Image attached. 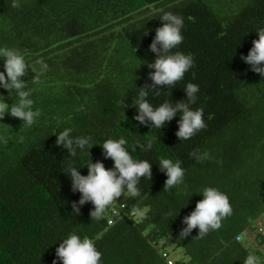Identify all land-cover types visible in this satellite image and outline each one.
<instances>
[{
    "label": "trees",
    "instance_id": "16d2710c",
    "mask_svg": "<svg viewBox=\"0 0 264 264\" xmlns=\"http://www.w3.org/2000/svg\"><path fill=\"white\" fill-rule=\"evenodd\" d=\"M165 11L184 19V39L173 51L194 59L168 88L153 85L147 66L156 58L150 45ZM259 27L264 0H16L15 7L0 0V46L19 49L37 69V60L48 65L40 83L31 84L30 69L24 78L34 87L39 119L30 127L8 115L0 120V264H53L56 247L74 231L94 238L103 264H243L249 253L264 264L257 223L264 216V78L240 59ZM189 82L199 85L191 107L204 109L207 125L191 139L176 136L178 116L162 129L134 119L140 89L158 106L186 99ZM0 93L10 106L17 100ZM64 127L93 138L90 156L71 158L56 144ZM120 136L134 158L149 160L151 179L140 180L143 199L122 195L92 220L93 205L78 204L66 168L90 158L113 167L100 146ZM148 140L150 150L136 147ZM196 150L209 159L197 162ZM161 157L181 161L183 185L166 190ZM79 170L87 175L86 167ZM206 186L228 195L231 215L217 230L180 237ZM137 205L147 208L144 217L133 213Z\"/></svg>",
    "mask_w": 264,
    "mask_h": 264
},
{
    "label": "clouds",
    "instance_id": "9594fccd",
    "mask_svg": "<svg viewBox=\"0 0 264 264\" xmlns=\"http://www.w3.org/2000/svg\"><path fill=\"white\" fill-rule=\"evenodd\" d=\"M16 0H13V7ZM161 26L155 29V37L150 45V50L156 53L154 62L147 64L154 71L149 73V78L155 86H169L181 81L185 73L194 66L193 56L178 49L184 36L182 28L184 19L179 14L165 11L159 17ZM258 39L252 41V47L247 55H240V59L250 65V70L264 78V27L255 30ZM147 35V33L145 34ZM0 60H3V71H0V88L7 90L17 97L11 106L6 102L5 96L0 93V120L5 115L18 118L24 122L23 126H32L41 116L39 108H34V87L24 78L29 69L35 73L31 84L40 83L41 77L47 72L48 65L42 60L35 63L37 69L29 63L23 52L16 48L0 46ZM183 91L186 99L173 103L164 100L158 106L148 99L149 92L140 89L138 97L134 98L133 107L137 109L134 119L141 124L151 122V129H162L175 117H179L178 131L176 136L183 140L191 139L197 132L206 128L203 108H192L197 101L199 85L187 83ZM157 91L154 95H160ZM124 115V113H123ZM125 117V116H124ZM72 127H64L57 134L56 144L68 149L71 158H79L82 153L88 152L93 147L94 141L90 135H74ZM127 139L119 138L105 139L100 146L105 159L113 161V167L106 168L102 161L92 162L91 158L83 167H77L76 163L70 162L66 168L72 184V190L79 192L81 197L78 204L91 203L93 210L90 216L99 220L112 209L115 202L122 195L132 198L143 199L139 183L141 178L151 179V163L147 159L134 158L127 148ZM136 147L141 151L152 148V140L144 144L137 142ZM191 156L197 161L209 159L207 151L196 150ZM160 170L167 176L165 182L166 190L184 184L186 169L182 167L180 160L161 157L159 159ZM87 168V175H82L80 168ZM202 199L197 201L194 210L183 219L186 225L180 237L188 236L193 229H199V235H205L210 230L221 227V221L231 215L232 207L229 197L216 187L206 186L198 193ZM73 211L79 213L76 203L72 204ZM147 208L134 206L133 213L138 217H144ZM171 215V212H169ZM257 220L258 231L264 234V216ZM53 264H103L102 253L98 250L95 240L87 235L77 232L69 233L61 240L55 249ZM243 264H262L260 256L249 253L245 256Z\"/></svg>",
    "mask_w": 264,
    "mask_h": 264
},
{
    "label": "rangeland",
    "instance_id": "374dc122",
    "mask_svg": "<svg viewBox=\"0 0 264 264\" xmlns=\"http://www.w3.org/2000/svg\"><path fill=\"white\" fill-rule=\"evenodd\" d=\"M250 239H252V240H253V238H250Z\"/></svg>",
    "mask_w": 264,
    "mask_h": 264
},
{
    "label": "bare ground",
    "instance_id": "6f19581e",
    "mask_svg": "<svg viewBox=\"0 0 264 264\" xmlns=\"http://www.w3.org/2000/svg\"><path fill=\"white\" fill-rule=\"evenodd\" d=\"M133 217H134V215H133Z\"/></svg>",
    "mask_w": 264,
    "mask_h": 264
},
{
    "label": "built area",
    "instance_id": "2783aa9c",
    "mask_svg": "<svg viewBox=\"0 0 264 264\" xmlns=\"http://www.w3.org/2000/svg\"><path fill=\"white\" fill-rule=\"evenodd\" d=\"M171 264V263H170Z\"/></svg>",
    "mask_w": 264,
    "mask_h": 264
}]
</instances>
